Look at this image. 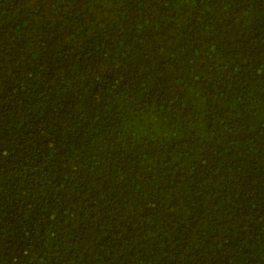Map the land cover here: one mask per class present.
<instances>
[{"label":"trees","instance_id":"obj_1","mask_svg":"<svg viewBox=\"0 0 264 264\" xmlns=\"http://www.w3.org/2000/svg\"><path fill=\"white\" fill-rule=\"evenodd\" d=\"M0 264H264V0H0Z\"/></svg>","mask_w":264,"mask_h":264}]
</instances>
